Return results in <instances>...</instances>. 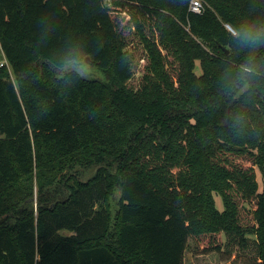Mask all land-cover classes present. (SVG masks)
<instances>
[{
  "label": "trees",
  "instance_id": "trees-1",
  "mask_svg": "<svg viewBox=\"0 0 264 264\" xmlns=\"http://www.w3.org/2000/svg\"><path fill=\"white\" fill-rule=\"evenodd\" d=\"M107 1L0 0V264H264V0Z\"/></svg>",
  "mask_w": 264,
  "mask_h": 264
},
{
  "label": "rangeland",
  "instance_id": "rangeland-1",
  "mask_svg": "<svg viewBox=\"0 0 264 264\" xmlns=\"http://www.w3.org/2000/svg\"><path fill=\"white\" fill-rule=\"evenodd\" d=\"M108 3L109 0L107 1ZM113 14H116V18L118 19L119 23L123 25L129 24V16L125 13L114 11ZM130 34V39L134 41L133 48V57H134V63L137 64L136 69V76L133 80L136 81L138 78V71L143 68V66L146 63V51L143 48L142 44L139 43L137 35L132 33V30H128ZM5 57H2L0 55V65L3 62ZM5 61V60H4ZM8 63V62H7ZM9 64V63H8ZM3 66V65H1ZM69 68L76 69L79 73L82 75H89V76H98L101 77V71L97 69L96 66L89 64L85 61V59H82L80 61L72 62L68 66L64 67L60 73H63ZM196 73L200 74L202 72V67L200 65V61L196 62L195 67ZM12 79H14L12 77ZM11 79V80H12ZM63 169L60 168L58 171L47 174V179L45 178V181L47 184L44 186L43 189V195L38 192L36 186L34 187L33 196L29 199V201L33 202L35 207L37 205V202L40 198L43 197L46 201H54V200H61L66 199L68 196V190L66 187V182L69 180L70 176H74L77 179L80 180H86L94 173L96 172L97 167L99 166V163H93V164H83L81 162H76L70 165L62 164ZM52 180V181H51ZM258 181L259 186L262 188V178L261 175L258 173ZM36 182V178L34 180ZM216 206L218 209L222 210L224 208V202L222 199V196L219 193H216L214 195ZM118 199V195H115L112 197V208L116 207V201ZM24 207L22 204L20 208ZM3 218H8L11 222H15V214L14 213H7L3 215ZM64 234H70L69 231L64 230ZM186 264H218L220 262H223L224 264H228L232 262L231 258L226 259L225 256H222L220 253H203L200 249H198L197 245L194 241L190 240L186 252Z\"/></svg>",
  "mask_w": 264,
  "mask_h": 264
},
{
  "label": "built area",
  "instance_id": "built-area-1",
  "mask_svg": "<svg viewBox=\"0 0 264 264\" xmlns=\"http://www.w3.org/2000/svg\"><path fill=\"white\" fill-rule=\"evenodd\" d=\"M204 8L203 2L202 0H191V4H190V9L194 12L200 13L202 12ZM226 27L228 28V30H230L232 33H236V31L232 28V26L228 23L225 24ZM5 60V61H4ZM3 60V62L1 63V65H9L6 60V58Z\"/></svg>",
  "mask_w": 264,
  "mask_h": 264
},
{
  "label": "water",
  "instance_id": "water-1",
  "mask_svg": "<svg viewBox=\"0 0 264 264\" xmlns=\"http://www.w3.org/2000/svg\"><path fill=\"white\" fill-rule=\"evenodd\" d=\"M85 61L88 62L89 64H93V61L91 60L90 57H86Z\"/></svg>",
  "mask_w": 264,
  "mask_h": 264
},
{
  "label": "crops",
  "instance_id": "crops-1",
  "mask_svg": "<svg viewBox=\"0 0 264 264\" xmlns=\"http://www.w3.org/2000/svg\"><path fill=\"white\" fill-rule=\"evenodd\" d=\"M2 135H0V137H1Z\"/></svg>",
  "mask_w": 264,
  "mask_h": 264
}]
</instances>
